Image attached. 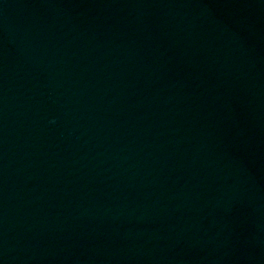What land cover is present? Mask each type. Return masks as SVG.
I'll list each match as a JSON object with an SVG mask.
<instances>
[{
	"label": "water",
	"instance_id": "1",
	"mask_svg": "<svg viewBox=\"0 0 264 264\" xmlns=\"http://www.w3.org/2000/svg\"><path fill=\"white\" fill-rule=\"evenodd\" d=\"M0 264H264V0H0Z\"/></svg>",
	"mask_w": 264,
	"mask_h": 264
}]
</instances>
